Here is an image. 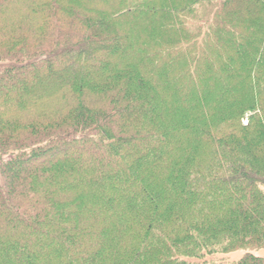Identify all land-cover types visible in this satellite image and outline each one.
<instances>
[{
	"label": "trees",
	"instance_id": "16d2710c",
	"mask_svg": "<svg viewBox=\"0 0 264 264\" xmlns=\"http://www.w3.org/2000/svg\"><path fill=\"white\" fill-rule=\"evenodd\" d=\"M264 264V0H0V264Z\"/></svg>",
	"mask_w": 264,
	"mask_h": 264
},
{
	"label": "rangeland",
	"instance_id": "374dc122",
	"mask_svg": "<svg viewBox=\"0 0 264 264\" xmlns=\"http://www.w3.org/2000/svg\"><path fill=\"white\" fill-rule=\"evenodd\" d=\"M246 252L238 251L227 255H218L213 258V264H237V262L245 255ZM258 254L264 255V251Z\"/></svg>",
	"mask_w": 264,
	"mask_h": 264
}]
</instances>
